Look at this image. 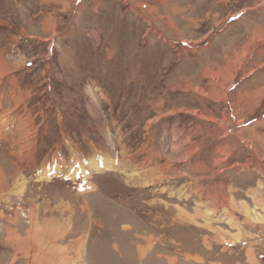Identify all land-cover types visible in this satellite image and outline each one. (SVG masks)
Returning a JSON list of instances; mask_svg holds the SVG:
<instances>
[{
	"label": "rangeland",
	"instance_id": "rangeland-1",
	"mask_svg": "<svg viewBox=\"0 0 264 264\" xmlns=\"http://www.w3.org/2000/svg\"><path fill=\"white\" fill-rule=\"evenodd\" d=\"M0 264H264V0H0Z\"/></svg>",
	"mask_w": 264,
	"mask_h": 264
},
{
	"label": "trees",
	"instance_id": "trees-1",
	"mask_svg": "<svg viewBox=\"0 0 264 264\" xmlns=\"http://www.w3.org/2000/svg\"><path fill=\"white\" fill-rule=\"evenodd\" d=\"M64 184V187L66 188V189H69V187H70V185H71V187L73 186V183L72 182H70V181H67V180H58V179H55V180H53L51 183H47V184H45L46 186L47 185H51V186H56V185H63ZM63 187V186H62ZM103 187V186H102ZM104 188V187H103ZM106 189V188H105Z\"/></svg>",
	"mask_w": 264,
	"mask_h": 264
},
{
	"label": "bare ground",
	"instance_id": "bare-ground-1",
	"mask_svg": "<svg viewBox=\"0 0 264 264\" xmlns=\"http://www.w3.org/2000/svg\"><path fill=\"white\" fill-rule=\"evenodd\" d=\"M138 10H139V12H141V9L140 8H138ZM3 70V69H2ZM18 93V92H17ZM17 95V94H16ZM15 95V96H16ZM20 96V95H19ZM17 98H19L18 96H17ZM20 99V98H19ZM10 104V103H9ZM14 106V105H13ZM2 109V108H1ZM13 110V109H12ZM8 111V110H7ZM13 125H14V123H13ZM12 126V125H11ZM15 126V125H14ZM20 127V126H19ZM14 129H17V130H19L18 129V126L17 127H13V131H14ZM34 134V133H33ZM32 138V137H31ZM34 139H36V138H34ZM35 144V143H34ZM31 145H32V143H31ZM33 148V147H32ZM32 160V159H31ZM55 160V159H54ZM94 165H96V164H94ZM94 168H99V166H94ZM105 168H107V169H112L113 168V166L111 165V164H108V165H106L105 166ZM73 173H75V172H73ZM49 175V174H48ZM43 176V178L45 179V177H47V174L45 173L44 175H42ZM10 178V177H9ZM12 179V178H11ZM46 180V179H45ZM5 185V184H4ZM62 210V209H61ZM48 213V212H47ZM56 237V236H55Z\"/></svg>",
	"mask_w": 264,
	"mask_h": 264
}]
</instances>
